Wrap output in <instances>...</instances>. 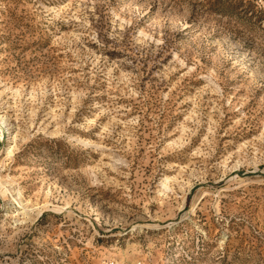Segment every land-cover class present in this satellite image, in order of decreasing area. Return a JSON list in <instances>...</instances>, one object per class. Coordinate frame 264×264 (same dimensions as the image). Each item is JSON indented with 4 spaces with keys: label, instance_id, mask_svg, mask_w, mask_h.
I'll use <instances>...</instances> for the list:
<instances>
[{
    "label": "rangeland",
    "instance_id": "rangeland-1",
    "mask_svg": "<svg viewBox=\"0 0 264 264\" xmlns=\"http://www.w3.org/2000/svg\"><path fill=\"white\" fill-rule=\"evenodd\" d=\"M0 118V264H264V0H0Z\"/></svg>",
    "mask_w": 264,
    "mask_h": 264
},
{
    "label": "bare ground",
    "instance_id": "bare-ground-1",
    "mask_svg": "<svg viewBox=\"0 0 264 264\" xmlns=\"http://www.w3.org/2000/svg\"><path fill=\"white\" fill-rule=\"evenodd\" d=\"M0 122L2 125H5L6 124V120H4V118H0ZM7 125V124H6ZM4 128V127H3ZM7 128V127H6Z\"/></svg>",
    "mask_w": 264,
    "mask_h": 264
}]
</instances>
